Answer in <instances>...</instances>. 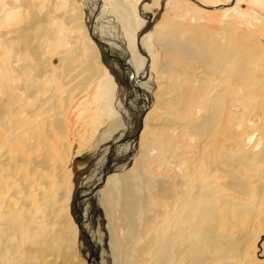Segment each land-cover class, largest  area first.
<instances>
[{
  "label": "bare ground",
  "instance_id": "6f19581e",
  "mask_svg": "<svg viewBox=\"0 0 264 264\" xmlns=\"http://www.w3.org/2000/svg\"><path fill=\"white\" fill-rule=\"evenodd\" d=\"M171 2L167 0L164 5ZM70 7L75 13L60 15V18L66 24L75 23L76 31L84 32L87 29L85 13L79 10L77 2ZM142 10L144 15L149 16L146 20L149 29L142 31L146 33L139 38L140 41L129 42L121 34L124 43L120 48L121 55L128 59L131 69L140 77V82H131V86L127 82L128 86L142 93L145 106L151 104V54L143 39L147 32L161 42L166 52L178 47V54L171 56L178 62L184 61L189 74L193 63L197 64L205 73L204 77L198 76L197 83L204 88L196 86L189 93L181 84L182 100L172 98L180 108H184L185 102V107L198 109L200 120L188 124L192 139H198L195 145L197 151L188 155L191 160L179 154V161L168 164L170 156L167 153L173 154L167 148L168 143L163 142L164 149L158 152L157 148H149L150 145L147 148L141 142L146 126L145 119L140 122L143 111L135 115L129 128L124 126L121 117L124 114L118 111L107 130L110 134L107 133L103 140L108 141L118 129H121L119 137H124L132 129L133 134L136 133L140 123L142 128L136 138L126 143L125 163L107 164L100 174V185L95 181V186L91 185L90 196H95L98 210L100 206L107 209L100 186L105 180L106 183L122 186L115 192L128 238L124 264H216L229 258L250 264L245 257L249 240L234 239L228 230L235 220L247 226L258 221L259 232L264 233V98L259 95L260 89L264 90V49L254 38L243 37L244 41L252 43L253 46L249 47L227 39L228 36L216 40L208 38L207 32L204 41L200 36L181 35L168 28L167 21L157 26L155 22L159 17L152 15L144 6ZM112 11L123 33L128 20H121L113 8ZM259 13L253 11L254 15ZM94 14L92 10L91 17ZM230 14L249 16L237 6L226 10L224 16ZM31 15V24L12 27L15 38L4 40V47L12 49L14 57L20 58L12 59V74H0V264H84L78 255L77 240L79 229L84 228L83 225L86 229L87 224L81 222V218L76 225L69 215H64L65 211L67 213L65 205L72 201L73 187L63 189L61 184L69 183L68 169L61 162L69 152L64 143L67 132L63 114L69 104V95L85 83V79L101 76L93 67L100 55L97 48L94 50L91 45L88 46L91 49L88 57L91 59L81 60L86 65L76 62L75 57L65 52L64 44L70 37L57 33L60 25L58 29L47 28L39 14ZM92 22L91 18L90 24ZM256 22L262 21L256 19ZM97 23L96 20L91 29L93 38H100L101 29ZM163 39L174 42L164 44ZM103 49L105 55L111 56L106 47ZM79 52L77 57L81 54ZM55 55L58 56L57 62L53 60ZM24 56L32 58L26 60ZM109 56L108 65L112 66V56ZM81 67L90 71L91 76L82 79ZM117 68L119 70L120 67ZM165 71L162 70V74ZM113 72L118 79L120 75L115 70ZM103 78L102 88L111 90L114 95L117 87L113 75ZM156 88L159 94L164 92L161 86L156 85ZM144 89L147 93L142 92ZM219 89L224 93L219 95ZM226 93H234L237 97L228 103ZM156 100L165 106L164 110L171 112L167 108V99L160 97ZM248 104L259 111L257 115L253 114L255 117L244 112ZM228 110L232 115L227 117L226 122L224 116ZM239 112L243 113L239 116ZM166 124L174 125L171 122ZM51 144L57 154L50 153ZM151 157H159L164 169L167 164L171 166L169 178L158 180L156 175L153 177L144 173L143 160ZM109 168L123 170V173L114 171L106 174ZM55 175L59 180L55 179ZM49 176L53 179H48ZM111 222L109 217L100 240L106 241V250L113 258L111 263L119 264L122 250ZM248 235L252 237L250 233ZM75 258L79 260L74 262Z\"/></svg>",
  "mask_w": 264,
  "mask_h": 264
},
{
  "label": "rangeland",
  "instance_id": "374dc122",
  "mask_svg": "<svg viewBox=\"0 0 264 264\" xmlns=\"http://www.w3.org/2000/svg\"><path fill=\"white\" fill-rule=\"evenodd\" d=\"M70 1L72 0H0V74L3 76L6 74H12V59L20 58L14 57V51L12 49L9 50L4 47V40L15 38L14 36H16V34L12 32V27L20 28L29 23L31 24V14L34 13L41 16V18L44 20L43 24L47 28L58 29L60 25L61 29H58L57 33L66 34L70 37L68 42L66 41L64 44L66 45L65 52H69L68 56L73 58L75 57L74 60L76 62L80 61V63H82L81 60L91 59L88 57V54L91 51L88 46L92 45L94 50L97 48L96 50L100 57L97 58L98 60L95 61L93 67L97 72H99V75L101 76H91L90 71L84 70V68L81 67L82 79L89 76H91V78L85 79L86 82L81 84L79 86L80 88H76L73 93L69 95V104L67 107H65L63 114L66 121L65 131L67 132V138L64 140V143L65 147L69 149V152L66 156V159H62L61 162L64 163L68 169L67 174L69 176V183L65 184L64 182H61V184L63 189L67 187H73V191L71 193V195L73 194L72 201L71 203L67 202V205H65V210L67 206V213L65 211L64 215H69L76 225H79L78 222H80L82 219L83 221L81 222L85 221L84 223L87 224L86 229L84 225L82 226L84 228L81 227L82 229H79L77 240L78 255L79 258L83 259L84 264H114L111 263L113 260L111 253L106 250V241L100 240L103 239L100 237V235L104 229L106 230L109 217L112 218L111 224L113 225V228L116 232L119 248L122 250L120 257L121 262L118 263L124 264L126 260V252L128 251V238L122 217V211L118 204L119 200L115 192L117 189H121L122 186H116V184L111 182L106 183V180L104 185L100 186L103 190L108 211L104 206H100L99 210L97 209L99 204L98 202H94L96 200L94 195L90 196L92 191V188L90 187L91 185L95 186V184L100 185V180H102V175L100 174L103 173L107 164L110 162L113 163V165H122L125 163L123 161L127 159L126 149H128L127 144H129V141L126 139L128 136L133 134V129L130 131L131 134L128 132V136L119 137L121 129H118L110 135L108 141L103 139L106 138L105 135L108 136L110 134L107 132V130L109 129L112 121L116 119V116H113L114 114H117L118 111L124 114V116L126 115L125 117H121L124 119V126L129 128V124L133 123V119L136 117L135 115H137L139 111L142 110V119H145L144 124L146 125L140 137L142 144L147 146V148L149 145V148L155 147L158 149V152H160L164 149L163 142L168 143L167 148L173 153H167L170 156L168 159V162L170 163L168 164L179 161V154H184L189 160H191L190 156L188 155L197 151L195 149V145L198 143V139H192L188 124L192 121L200 120L201 116H199L197 112L198 109L195 107H185L184 102V108H180L178 103L172 100V98L174 97L175 99L181 101L182 94H180V90L182 89V85L183 88L185 87L184 89L189 90L190 93L191 90L198 86V76L204 77L205 73L200 68H198L199 66L197 64L193 63V73L190 72L189 74L186 71V63L184 61L178 62L173 59V56H171L173 54H178V47L173 49V51L168 50L166 52L165 48H163V46L160 44L161 42L157 40L155 36L151 35V33L147 32L143 39H145V44L149 48L151 54L152 68L149 75L152 81L151 84H153V92L150 91L152 96L151 104L145 106L143 97L141 95L142 93L136 88H131L128 86L126 79H123L124 75L121 68H119L120 71L118 68L113 69V62H111L112 66L108 65L109 60L107 58L109 55H105L106 52L104 54V46H100L93 39L91 29L88 27L90 24L91 15L87 21H84L87 27L84 33L82 31H76L72 23L69 25L64 23L63 25L62 19L59 16V14L63 11L62 8L58 7L60 6V3H65V5H67ZM73 1L79 3L80 7L83 8L85 12L86 3L83 4V0ZM112 1L113 2L111 3L109 2L111 5L108 3L107 6L113 8L121 20H128L126 26H124V23H121V25L124 26V29H122L123 33L121 32V34L126 37L129 42L134 41L135 43H138V41H140L139 35L142 33V31H148L149 29V27H146V25L149 23L146 21L148 19L147 17L149 16L142 13V6H144L147 8V10H149V12H151L152 15L154 14L155 16L157 15L159 17L155 22L157 26H160L163 21H167L168 28L175 29L176 33L179 32L178 34L181 33L182 35L184 33L191 36H200L204 41L205 33L207 32L209 34L208 38L213 37V39L215 38L216 40L222 37L226 38L228 36L227 39L246 44L245 46L249 47L253 46L252 43L244 41L243 37L254 38L255 41L264 49V15H262L264 14V0H237V2L236 0H198L201 2L200 5L192 0H171L172 2L166 6L164 4L167 2V0H145L140 2L141 7L137 10L136 16L130 10V7L125 3V1ZM232 1H234V4L225 8H206V6L212 7L218 6L220 4L228 5L231 4ZM128 2L132 3L131 5H133L135 12V4L137 3V0H128ZM163 2L164 4L162 7ZM70 6L69 8H71ZM235 6H237L241 11L247 13L249 16L238 17L234 14H230L228 17H225V11ZM110 8L106 7V12H104L102 17L107 21V23L105 24L104 21H102V23L100 21L97 23V26H99L101 29L100 33L98 34V37L101 39H104L101 36L104 26L106 28H115L113 33L116 31V20L114 17L111 19V13L109 12ZM64 10H68V7L64 8ZM253 11H259L261 13H259L260 15H254ZM68 12L72 14L75 13L73 8L69 9ZM256 19H260L262 22H256ZM110 22H113L114 24ZM251 24L254 26H250ZM21 39L25 41V38ZM162 42H164V44H171L174 42V40L171 42L169 40L163 39ZM186 43H188L187 40ZM124 49L126 50L125 46ZM81 50L83 51L81 52ZM77 51H80L82 56L80 54V56L77 57ZM24 58L27 60L31 59L32 57L24 56ZM21 60H23V58H21ZM53 60L57 62L58 56H53ZM174 61L176 62L175 65L173 64ZM84 63L82 64L86 65ZM143 63L144 67L146 68V59ZM178 69H180V71ZM114 70L120 75L118 79L113 72ZM162 70H166L165 73L162 74ZM111 75H113V79L117 87V91L114 95L112 94L111 90L102 88V81L104 79L103 77L110 78ZM78 80L79 79L77 78V81ZM11 81L12 80H10V82ZM10 85L12 87L13 84ZM156 85L158 87L161 86V91L164 92L159 94V89L156 88ZM198 88L204 87L202 84H199ZM142 92L147 93L146 89H144V91L142 90ZM222 93H224L222 89H219L218 94L220 95ZM259 95L264 98L263 89H260ZM160 97L167 99L166 104L167 108L171 110L170 113L164 110L165 106H162V104L159 102H155L157 101L156 98L159 99ZM236 97L237 95H234V93H226V101L228 103L230 101H234ZM185 108L188 110H185ZM244 112L248 113V116L250 117H255L253 114L257 115L259 111L252 104H248L247 109ZM242 113L243 112H241V114ZM241 114L239 112V116ZM230 115H232L231 111H226L224 121L227 122V117ZM147 119L148 122H146ZM151 119L153 122H151ZM170 122L174 125L169 126L166 124H170ZM176 122L177 125H175ZM131 127L134 126L132 125ZM224 134L228 136V132H225ZM163 136L165 139L162 140ZM96 148H98L97 151ZM50 153L57 154L53 144H51ZM168 164L164 169L160 165L159 157H151L149 159L143 160L142 168L146 175L153 177L156 175L157 177H155V179L161 180L163 177L169 178L168 173L171 170V166ZM114 171L112 170L111 172ZM115 172L123 173V170H116ZM95 175H97V177ZM54 177L56 180H59L58 176L55 175ZM48 179L53 178L49 176ZM94 181L95 184L93 183ZM4 183L7 184L6 181ZM86 220H88V222ZM233 223L234 224L232 227H230L228 230L230 236L234 239L238 238L239 240H249L245 256L247 257V261L249 260L250 264H264V233L259 232V222L254 221L249 226L236 220L233 221ZM227 225L229 226V223ZM227 225L222 224L221 226L227 227ZM222 232L226 231L223 230ZM249 233L252 235V237L248 235ZM67 234H69L68 231ZM73 260L74 262H77L79 259L75 258ZM216 264H243V262L235 258H229L228 260L219 261Z\"/></svg>",
  "mask_w": 264,
  "mask_h": 264
},
{
  "label": "water",
  "instance_id": "95a60500",
  "mask_svg": "<svg viewBox=\"0 0 264 264\" xmlns=\"http://www.w3.org/2000/svg\"><path fill=\"white\" fill-rule=\"evenodd\" d=\"M85 3H86V6L87 8L89 9H92L95 11V14L91 17L92 18V23L89 24V29H92V27H94V23L96 22L102 8L104 7V4H103V1L102 0H96V3L95 4H91V0H84ZM165 1V0H164ZM194 1L195 3H199L198 0H192ZM163 4L164 2L162 3V7H163ZM232 4H234V1H232L231 4H220L218 6H212V7H207V9H219V8H225L227 6H231ZM205 7V6H204ZM99 13V14H98ZM161 13V12H160ZM105 34L108 35L111 40H106V39H101V38H93L100 46H104L108 49L109 51V54L112 56V60H113V67L112 68H115L117 66H119L121 68V70L123 71V75H124V78L126 79V81L129 83L131 82H140V77H137V75H135V72L131 69L130 67V63L128 62V59H125L122 57L121 55V45L122 44H118V42L116 41L117 38H114V36H112L111 34H109L107 31H105ZM144 34V32H142L140 35H139V38ZM123 47V45H122ZM129 67V69H128ZM127 68V69H125ZM131 69V70H130ZM131 86V85H130ZM132 88V87H131ZM142 120V118H141ZM140 120V122H141ZM142 128V123H140L139 125V129L137 130L136 133H134L133 135L127 137V141H130L134 138H136L138 135H139V132ZM125 162V161H124ZM112 169V168H111ZM112 170H110V168L106 171V174L111 172ZM105 176V174H104Z\"/></svg>",
  "mask_w": 264,
  "mask_h": 264
},
{
  "label": "crops",
  "instance_id": "0c3cea01",
  "mask_svg": "<svg viewBox=\"0 0 264 264\" xmlns=\"http://www.w3.org/2000/svg\"><path fill=\"white\" fill-rule=\"evenodd\" d=\"M84 1V0H83ZM82 1V2H83ZM103 1V4H104V7L102 8V12H100V14H99V16H98V18H97V22H101L102 23V21H104V23L106 24L107 23V21L104 19V18H102L103 17V15H104V12H106L105 11V9H106V7H108V8H110L109 6H107L108 5V3L110 2H113L112 0H102ZM119 1H122V0H119ZM123 1H125V3L130 7V10L134 13V15L136 16V13H137V10L141 7L140 6V2L142 1H145V0H137V3L135 4V12H134V7H133V5H131L132 3H129L128 2V0H123ZM129 1H132V0H129ZM134 1H136V0H134ZM72 3H75V1H70L67 5H65V3H60V7L62 8V11L63 12H61L60 14H59V16L60 15H70V14H72V13H70V12H68L69 11V8H68V10H64V8H67V7H69ZM85 3V1L83 2V4ZM91 4H95L96 2H92V0H91V2H90ZM109 3V4H110ZM77 5L79 6V10H82L83 12H84V10H83V8H81L80 7V5H79V3H77ZM111 5V4H110ZM66 6V7H65ZM59 8V7H58ZM133 9V10H132ZM89 10H90V12H91V10L92 9H89V8H87V6H86V4H85V19H84V21H87V19L89 18V16H90V13H89ZM111 14H110V17H111V19L114 17V19L116 20V22H115V25L116 26H118V27H116V31L113 33V31H114V29L115 28H113V27H109V28H106L105 26H104V29H102V31H104L103 33H101V36L105 39V37H106V40H111V38L108 36V35H105V31H107L109 34H111L112 36H114V37H117L118 39L116 40L117 42H118V44H123L121 41H122V35H121V32H120V28H119V25H118V20H117V18H116V15L113 13V11H112V8H110V11H109ZM70 13V14H69ZM73 15V14H72ZM102 15V16H101ZM104 19V20H103ZM64 23H65V21L64 20H62ZM110 23H112L113 24V22H110ZM66 24V23H65ZM66 25H69V24H66ZM72 25H74V24H72ZM76 29V28H75ZM78 31V30H77ZM84 33V32H83ZM124 40V39H123ZM125 42V41H124Z\"/></svg>",
  "mask_w": 264,
  "mask_h": 264
}]
</instances>
